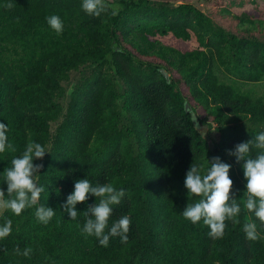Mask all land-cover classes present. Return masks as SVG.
Masks as SVG:
<instances>
[{"label": "trees", "instance_id": "1", "mask_svg": "<svg viewBox=\"0 0 264 264\" xmlns=\"http://www.w3.org/2000/svg\"><path fill=\"white\" fill-rule=\"evenodd\" d=\"M102 2L95 16L81 0H0V122L16 148L0 153V172L28 142L42 144L38 205L56 210L47 225L35 207L3 210L0 224L10 219L12 232L0 240V264H264V224L244 206L243 161L228 154L264 130V96L241 93L264 82V20L218 9L238 21L235 32L190 0ZM51 15L62 34L48 26ZM213 157L232 166L241 203L240 223L226 221L218 239L181 215L200 199L184 187L190 165ZM87 176L126 190L109 221L131 218L126 244L86 238L84 214L70 220L61 209ZM245 222L257 224L258 239L246 238Z\"/></svg>", "mask_w": 264, "mask_h": 264}, {"label": "clouds", "instance_id": "2", "mask_svg": "<svg viewBox=\"0 0 264 264\" xmlns=\"http://www.w3.org/2000/svg\"><path fill=\"white\" fill-rule=\"evenodd\" d=\"M7 7L11 8L9 3ZM107 6L102 0H81V8L89 15L99 16ZM48 26L57 35L62 34L64 24L58 15L46 18ZM193 120L197 117L193 115ZM9 126L0 122V153L5 151L16 152L14 144L9 141ZM257 149V155L250 156L252 149ZM49 153L45 147L30 141L25 146L22 154L11 159L10 166L0 172L3 184L7 185L6 192L0 187V210L10 211L19 216L26 209L35 207V218L38 222L47 225L56 215L55 208L43 204L38 205L41 194L46 191L45 186L38 183L39 175L44 167L42 161ZM238 162L243 161L242 167L246 180L244 206L253 213L254 217L264 224V130L258 131L253 139L235 145L228 153ZM231 165L222 161L220 157L207 158L206 165L192 163L186 173L184 187L187 189L188 198L200 197L194 203H188L181 211L183 218L192 224L201 221L209 228L208 235L212 238H221L226 228V221L239 224L241 203L238 202L236 193L233 192V180L230 178ZM126 195V190L116 188L111 183L95 184L86 178L74 181L73 191L67 195L61 209L70 220H76L79 213H83L85 220L81 233L87 237H94L103 247L109 245L110 239L119 237L121 243L128 242L131 218L123 215L112 221L114 206L119 205ZM95 197L86 210L79 211L77 206L86 203L89 198ZM38 205V206H37ZM80 227V225H77ZM242 231L249 240L260 237L257 224L245 222ZM12 232V221L6 219L0 224V240L7 238ZM31 249H25L23 256H29ZM17 253L21 254L19 249Z\"/></svg>", "mask_w": 264, "mask_h": 264}, {"label": "rangeland", "instance_id": "3", "mask_svg": "<svg viewBox=\"0 0 264 264\" xmlns=\"http://www.w3.org/2000/svg\"><path fill=\"white\" fill-rule=\"evenodd\" d=\"M189 1V0H187ZM197 7H200L205 12L211 14L217 22L222 24L224 27H227L229 30H236L237 20L233 18L234 15H243V14H250L252 16L258 17L261 20H264V0H190ZM182 2H176V4H181ZM232 3L236 6H232ZM238 5V6H237ZM229 6L230 11L232 12L233 16H227V18H221V13L218 9L225 8ZM232 6V7H230ZM232 17V18H231ZM247 25L241 26L240 30L245 29ZM252 35H259L258 32H254ZM260 85V90L257 94L253 95L249 89L250 86L244 87L242 90V94L250 96L252 100L259 99L264 96V82L256 84ZM70 89V92L72 91ZM69 92V93H70ZM3 210H0V215L2 214Z\"/></svg>", "mask_w": 264, "mask_h": 264}, {"label": "water", "instance_id": "4", "mask_svg": "<svg viewBox=\"0 0 264 264\" xmlns=\"http://www.w3.org/2000/svg\"><path fill=\"white\" fill-rule=\"evenodd\" d=\"M162 73L164 74L165 78L168 79L169 78V75L166 74V72L163 70ZM187 108H189V106H187Z\"/></svg>", "mask_w": 264, "mask_h": 264}]
</instances>
